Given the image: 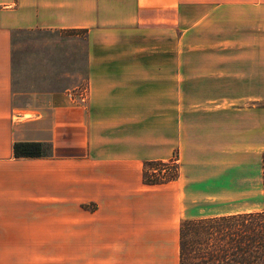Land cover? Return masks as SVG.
<instances>
[{
    "label": "crops",
    "instance_id": "obj_1",
    "mask_svg": "<svg viewBox=\"0 0 264 264\" xmlns=\"http://www.w3.org/2000/svg\"><path fill=\"white\" fill-rule=\"evenodd\" d=\"M197 2L0 0V264H177V227L185 187L180 176L182 167L198 165L196 148L183 141L181 115L172 139L179 147L177 158L176 150L164 156L135 151L137 143H150L148 135L135 145L125 135L120 145H127L126 151L102 157L97 153L98 140L89 123L92 111L84 97L76 98L65 90L14 86L11 34L82 31L89 77L110 82L111 106H135L133 99L147 96L149 82L164 78L165 72L146 69L131 78L126 70L113 68L115 62L125 61L103 52ZM237 3L254 11L264 6L263 0ZM253 63V69L248 68L254 74L243 77L250 81L248 92L240 94L238 144L253 161L260 162L264 96L258 87L256 72L261 70L257 71L256 58ZM98 65L110 70L97 72ZM122 96L128 102H121ZM174 106L182 105L178 101ZM17 142L38 143L39 155L14 156ZM172 156L178 161L174 180L142 182L144 160Z\"/></svg>",
    "mask_w": 264,
    "mask_h": 264
},
{
    "label": "rangeland",
    "instance_id": "obj_2",
    "mask_svg": "<svg viewBox=\"0 0 264 264\" xmlns=\"http://www.w3.org/2000/svg\"><path fill=\"white\" fill-rule=\"evenodd\" d=\"M148 28L102 51L125 61L115 62L113 68L126 70L131 78L146 69L165 72L164 78L149 82L147 96L133 99L135 106H111L110 82L89 77L86 38L78 30L13 32L14 86L65 90L84 97L102 157L126 151L129 147L120 145L125 135L133 138L134 145L148 135L150 143H137L135 151L164 156L176 150L177 158L174 141L180 114L183 141L196 148L198 160L196 166L182 167L181 219L259 209L260 162L239 146L237 122L240 94L248 92L250 81L243 77L254 74L248 66L253 69L255 58L264 96V6L254 11L239 7L237 0H198ZM101 66L95 71L110 70ZM125 97L121 102H128ZM178 101L182 106H174ZM185 152L190 155L188 149Z\"/></svg>",
    "mask_w": 264,
    "mask_h": 264
},
{
    "label": "trees",
    "instance_id": "obj_3",
    "mask_svg": "<svg viewBox=\"0 0 264 264\" xmlns=\"http://www.w3.org/2000/svg\"><path fill=\"white\" fill-rule=\"evenodd\" d=\"M14 156H38L36 142L13 144ZM174 156V155H173ZM176 158L144 160L145 184L174 180ZM261 207L198 218H182L177 227V264H264V152L260 158Z\"/></svg>",
    "mask_w": 264,
    "mask_h": 264
}]
</instances>
